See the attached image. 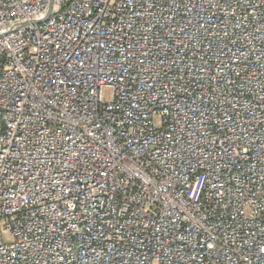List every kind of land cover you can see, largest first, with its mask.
Instances as JSON below:
<instances>
[{
  "label": "built area",
  "instance_id": "obj_1",
  "mask_svg": "<svg viewBox=\"0 0 264 264\" xmlns=\"http://www.w3.org/2000/svg\"><path fill=\"white\" fill-rule=\"evenodd\" d=\"M50 2L0 0V264H264V0Z\"/></svg>",
  "mask_w": 264,
  "mask_h": 264
},
{
  "label": "rangeland",
  "instance_id": "obj_2",
  "mask_svg": "<svg viewBox=\"0 0 264 264\" xmlns=\"http://www.w3.org/2000/svg\"><path fill=\"white\" fill-rule=\"evenodd\" d=\"M103 97L105 100L111 99V91L109 89H104Z\"/></svg>",
  "mask_w": 264,
  "mask_h": 264
},
{
  "label": "water",
  "instance_id": "obj_3",
  "mask_svg": "<svg viewBox=\"0 0 264 264\" xmlns=\"http://www.w3.org/2000/svg\"><path fill=\"white\" fill-rule=\"evenodd\" d=\"M53 3H54V0H51L50 7H49V10H48V14L47 15H49L51 13Z\"/></svg>",
  "mask_w": 264,
  "mask_h": 264
}]
</instances>
